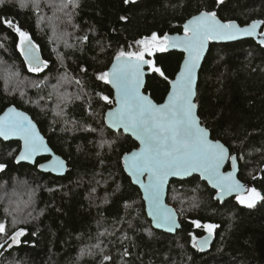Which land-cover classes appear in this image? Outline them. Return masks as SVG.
I'll return each mask as SVG.
<instances>
[{
    "label": "trees",
    "instance_id": "1",
    "mask_svg": "<svg viewBox=\"0 0 264 264\" xmlns=\"http://www.w3.org/2000/svg\"><path fill=\"white\" fill-rule=\"evenodd\" d=\"M44 10L37 14L20 10L15 3L0 6V15L15 17L49 62L43 73L28 72L16 49L15 34L0 27V67L13 66L24 81L16 93H8L0 72V113L11 105L25 109L53 151L66 160L68 170L56 177L40 172L36 165H17L14 157L20 143L0 140V163L7 165L0 172V221L5 219L6 208L21 203L23 211L15 215L27 221L18 227L28 233L24 238L28 243L5 253L0 264L15 260L20 264H101L104 254L112 257L109 264H264V202L252 209L241 206L236 197L221 203L197 175L172 180L168 187L167 203L177 211L181 228L170 235L152 227L141 193L121 163L122 155L137 143L105 125V112L113 104L105 105L96 94L113 99V91L95 75L107 71L117 51L135 50L136 40L153 32L161 37L182 33L183 23L199 10H217L223 21L241 25L264 20V0H225L219 9L215 0H135L129 4L78 0V7L55 13L59 19L54 18L53 9ZM42 13L45 19L38 23ZM121 16L127 20H120ZM84 35L89 37L86 43L79 39ZM148 58L172 80L183 53L158 52ZM199 72L195 102L201 123L231 154L243 157L238 159L239 179L264 194V47L253 39L212 43ZM65 75L71 83L62 82ZM39 80L45 84L31 86V81ZM58 83L60 91L71 97L70 103H61L55 94L52 86ZM169 87L159 74L150 72L144 91L162 102ZM77 95L81 98L76 99ZM57 104L62 116L55 115L60 110ZM104 141L113 142L112 147L108 143L100 147ZM125 203L131 207L125 208ZM7 219L11 229L12 217ZM192 220L219 225L207 251L192 247L189 233L197 239L207 233L194 228ZM104 229L115 235L100 237L103 253L95 249L93 255L80 258L81 249L96 243L98 232ZM125 248L130 253L127 257L123 256Z\"/></svg>",
    "mask_w": 264,
    "mask_h": 264
},
{
    "label": "snow or ice",
    "instance_id": "2",
    "mask_svg": "<svg viewBox=\"0 0 264 264\" xmlns=\"http://www.w3.org/2000/svg\"><path fill=\"white\" fill-rule=\"evenodd\" d=\"M125 4L135 3V0H123ZM225 0H215L216 8L219 9ZM15 3L20 10H34L39 13L43 7L53 9L55 13L64 12L65 9L78 7V0H0V6ZM38 23L45 19L37 17ZM52 19V18H48ZM120 20H127L121 16ZM71 23V19L68 20ZM0 27L15 34L17 38L16 49L23 56V63L30 73H43L49 67V62L40 56L41 48L34 43L29 31L23 29L15 17L0 15ZM264 27V20H252L244 27L238 25L235 20L223 21L218 17L217 10H199L191 16L183 25V36L163 37L153 32L150 37L135 41V50L121 49L116 52L112 67L108 71L99 72L96 75L98 81L105 85H112L116 95L113 100L109 95L97 93L100 101L105 105L115 106L110 108L104 115L107 126L111 129L130 133L139 141L138 150L126 153L121 157L124 170L132 177V183L138 184L143 191V199L147 202L148 216L152 224L159 229L174 232L180 225L177 222L176 213L164 203L166 186L170 177H188L193 173H199L202 179H206L213 188L217 189L218 199L226 195L236 193L237 202L246 208H255L259 203L264 202V194L255 187H246L236 179L238 159L230 155L229 149L219 139H210L209 130L201 126L197 114V104L194 98L197 95V69L200 67L201 59L209 41H231L242 37H261L258 44L264 47V32L257 30ZM82 43L89 41L84 35L79 38ZM67 46V45H66ZM179 48L184 53V60L174 80H169L164 70L157 66L153 59L156 53H163L169 49ZM62 61V57H59ZM145 68L159 76L170 84V90L162 104H156L152 99L143 94L141 89L145 85ZM81 71H84L82 68ZM6 84L16 81L17 85L24 84L19 80V71H13L12 67L4 65L0 67ZM47 79V78H45ZM63 83H71V79L65 75L61 78ZM45 80L31 81V86L40 88ZM80 85L79 79L75 80ZM55 94L60 102L67 104L71 102L69 94L60 91L61 85H53ZM7 91V89H6ZM53 93H49V97ZM23 97L25 93L20 91ZM79 95L76 99H80ZM59 111L55 115L60 116L63 109L57 104ZM0 137L9 140L11 137H19L23 141V147L15 161H32L40 152H49L50 149L44 143L43 137L36 130V125L23 113L14 107L7 109L3 116H0ZM108 143L112 147L113 142L104 141L100 147ZM230 160L232 171L222 173L221 168L225 161ZM7 165L0 163V172L5 171ZM41 168H44L41 165ZM57 173L66 171L65 162L59 157H54L49 168ZM264 171V168L261 169ZM146 176V180L144 177ZM258 177L253 176V179ZM125 208L131 207L125 203ZM23 211L19 204L14 208L5 209V219L0 221V257L5 253L27 244V230L18 227L22 221L16 218V213ZM28 215H31L28 213ZM11 216V229L8 217ZM194 228H203L207 235L203 239H197L189 233L192 240V247L198 251H204L211 241L215 230L219 225L213 223H201L199 220H192ZM99 226V222H98ZM131 227V224H130ZM152 235L150 231L147 232ZM35 235V233H31ZM115 235L107 229L97 234V242L87 245L80 251V258L84 255H93L95 249L103 253L100 237ZM127 236L121 237V243ZM130 253L124 249L123 256ZM6 258V257H5ZM112 261L110 255L102 256L101 264H109ZM9 264H20V261H10Z\"/></svg>",
    "mask_w": 264,
    "mask_h": 264
},
{
    "label": "water",
    "instance_id": "3",
    "mask_svg": "<svg viewBox=\"0 0 264 264\" xmlns=\"http://www.w3.org/2000/svg\"><path fill=\"white\" fill-rule=\"evenodd\" d=\"M190 18H191V17H190ZM190 18H188V19H190ZM188 19H187V20H188ZM187 20H186V21H187ZM221 20H222V19H221ZM186 21H185V22H186ZM185 22H184V23H185ZM236 22H237V21H236ZM184 23H183V25H184ZM237 23H238V22H237ZM250 23H251V22H250ZM247 24H249V23H247ZM247 24H245V25H241V24L238 23V25H240L241 27H244V26H246ZM257 31H258V32H264V28L261 27V28H259ZM168 36H169V37L183 36V26H182V33H174V34H171V35L168 34ZM245 39H248V40H249V39H253L255 42L258 43V40L261 39V37L258 36V37H256L255 39L252 38V37H242V38H240V39H238V40H231V41H209L208 46H207V48H206V50H205L204 56H203V58L201 59L200 67L197 69V84H198V80H199V73H200L199 71H200L201 68H202V64H203L204 59H205V57H206V55H207V53H208V50H209L210 44H212V43H218V44L234 43V42L242 41V40H245ZM33 41H34V39H33ZM34 43H36V42L34 41ZM36 44H37V43H36ZM168 51H178V52L183 53V59L181 60V63H180V65H179V69H178V71H177V73H178L179 70H180V66H181L182 63H183L185 53H184L181 49H179V48L169 49ZM19 54H20V52H19ZM20 56H21V55H20ZM40 56H41L42 59H45L44 56H43V54H42V51H40ZM21 58H22V61H24L23 56H21ZM113 62H114V60H112V62L110 63V65H109L107 71L111 69V67H112V63H113ZM145 72H146V75H145V85H146L147 75L150 73V71H148V69L145 68ZM177 73L175 74V76H174V78H173L172 80H174V79L176 78ZM145 85H144V87L141 89V91H142L143 94L149 96V97L152 99V101H153L154 103H156V104H162V103L165 102V99H166V97H167V95H168V92H169V90H170V87H169L168 92H167L166 96L164 97L163 101H162V102H156V101L151 97V95H150L149 93H146V92L144 91ZM109 86H110V88H111L112 91H113V100H114V99H115V95H116L115 88L112 87V85H109ZM169 86H170V84H169ZM196 92H197V88H196ZM196 96H197V95H196ZM195 99H196V97L194 98V102H195ZM195 103H196V102H195ZM114 106H115V105L113 104L110 108H112V107H114ZM10 107H14L17 111H19V112H23V113H24V114H25V115H26V116H27V117H28V118H29V119H30V120L36 125V130L39 132L40 136L43 137L44 143H45V144L47 145V147L50 149L49 152H43V151L40 152V153L34 158V160H32V161H20L19 163H17V162L15 161V157L19 155V151H20V149L23 147V141H21V140L19 139V137H11L9 140H4L3 137H0V140H2V141H4V142L18 141V142L20 143L19 150H18V152L16 153V155H15V157H14V163L17 164V165H18V164H28V165H31V166H35V165H36V166H37V169H38L40 172H42V173H48V174H51V175L56 176V177H63V176L66 174L67 170H68V165H67L66 160H65L62 156L56 154V153L53 151V149L50 147V144L48 143L47 138H46V137L43 135V133L40 131V129H39V127H38V124H37L36 121L32 118V116H31L28 112L25 111V109L23 110V109H21V108H19V107H17V106L11 105V106L6 107V108L4 109V111H3L2 113H0V116H3V115L5 114V112L7 111V109L10 108ZM110 108H108V109L106 110L105 114L109 111ZM197 110H198V108H197ZM197 114H198V111H197ZM198 117H199V116H198ZM199 119H200V118H199ZM200 122H201V120H200ZM104 123H105V120H104ZM105 125L107 126L106 123H105ZM201 126L205 127L202 123H201ZM107 127H108V126H107ZM108 129H110V130H112V131H115V132H117V131H122V132H123V129L116 130V129H111V128H109V127H108ZM207 129H208V128H207ZM208 130H209V129H208ZM123 133H124L125 135L130 136V137H131V138L137 143V147L134 148V149H132L131 151H129V152H127V153H130V152H132V151L138 150L139 147H140V143H139V141L136 140L135 137H133L130 133H125V132H123ZM209 133H210V131H209ZM210 139H213V138L211 137V134H210ZM213 140H217V139H213ZM220 142L223 143L222 141H220ZM225 146H226V145H225ZM226 147H227V146H226ZM227 148H228V147H227ZM228 149H229V148H228ZM229 152H230V151H229ZM124 154H126V153H124ZM124 154H123V155H124ZM123 155H122V156H123ZM230 155L237 156L235 153L231 154V152H230ZM54 157H59L61 160H63V161L65 162L66 171H64L63 173H57V172H54V171H51V170H45V169L49 168V165H50V163L53 161V158H54ZM40 158H46V159L36 164L37 160L40 159ZM41 165H43L44 168H41ZM227 166H229V167L227 168ZM122 167H123V170H124V166H123V164H122ZM232 170H233V169H232V163H231V161H230V160L225 161L223 167L221 168V172L226 174V173H228V172H231ZM124 172H125L126 175L130 178L131 183H132V177H131V176H130L125 170H124ZM194 175L199 176L200 179H201L202 181H204V182H205V183H206V184H207V185H208V186H209V187L215 192V194H214V198H215V200H218V201H220L221 203H223V202H224L225 200H227V199H230V198L236 197V193H231V194L226 195L225 197H223L222 200H221V199H218V198H217V196H218L217 189L213 188L212 185H211L206 179H202L199 173H193L191 176L184 177V178H180V177H170V178H169V182H168V184H167V186H166V193H165L164 203H165L169 208H171V209H173V210L175 211V213H176V217H177V222H178V224L180 225V227L177 228L174 232H168V231H166V230H164V229L156 228V227L152 224V222H151V217L148 216L147 202L143 199V191H142V189L140 188V186H139L138 184H133V183H132L135 187H137V188L139 189V191H140V193H141V197H142V200H143V202H144V208H145V212H146L147 218H148V220L151 222V225H152V227H153L154 229L159 230V231H162V233L164 232V233H167V234H170V235H174V234L177 232V230H179V229L181 228V223H180V220H178V219H179V215H178L177 211L175 210L174 206H172V205H170V204L167 203L168 187H169V184H170V182H171L172 180H184V179L190 178V177H192V176H194ZM238 175H239V161H238V163H237L236 179H238V180L240 181L241 184H243V185H245L246 187H248V183L243 182L242 180H240ZM144 179L146 180V176L144 177ZM206 235H207V233H205L203 236L199 237L198 240H199V239H203V237H205ZM213 242H214V235H213L211 241L209 242L208 247H207L204 251H207V250L212 246Z\"/></svg>",
    "mask_w": 264,
    "mask_h": 264
},
{
    "label": "rangeland",
    "instance_id": "4",
    "mask_svg": "<svg viewBox=\"0 0 264 264\" xmlns=\"http://www.w3.org/2000/svg\"><path fill=\"white\" fill-rule=\"evenodd\" d=\"M46 8V7H45ZM42 12H44L45 10H44V7L42 8V10H41ZM41 17H44L43 16V13H42V16ZM43 21V20H42ZM45 22V21H44ZM47 25V22L45 23V26ZM56 26V25H55ZM57 27H54L53 29H51V33H52V36L54 37V29H56ZM69 40V38L68 37H66L65 38V41L67 42ZM12 67V69H13V71H16V69L13 67V66H11ZM2 81H3V85H4V87H5V91H6V89H7V91L6 92H8V93H11V94H13V93H16L17 92V87H18V85H17V82L16 81H12L11 83H9V84H6L5 83V80H4V76L2 75ZM57 111V110H56ZM62 116V115H61ZM23 186H26V185H23ZM23 186H20L18 189H16V191H14L13 193V195L15 196L16 195V193L17 192H19L22 188H23ZM249 187V186H248ZM18 194V193H17ZM17 196V195H16ZM1 197H3V196H1ZM19 205H20V207H21V203H19ZM206 232V231H205ZM203 236V235H202Z\"/></svg>",
    "mask_w": 264,
    "mask_h": 264
},
{
    "label": "flooded vegetation",
    "instance_id": "5",
    "mask_svg": "<svg viewBox=\"0 0 264 264\" xmlns=\"http://www.w3.org/2000/svg\"><path fill=\"white\" fill-rule=\"evenodd\" d=\"M46 159V158H45Z\"/></svg>",
    "mask_w": 264,
    "mask_h": 264
}]
</instances>
